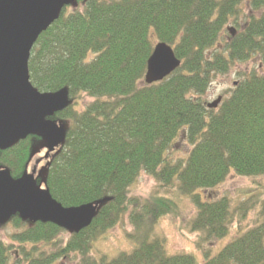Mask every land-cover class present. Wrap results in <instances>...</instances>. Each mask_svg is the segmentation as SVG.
<instances>
[{"label": "trees", "instance_id": "16d2710c", "mask_svg": "<svg viewBox=\"0 0 264 264\" xmlns=\"http://www.w3.org/2000/svg\"><path fill=\"white\" fill-rule=\"evenodd\" d=\"M157 42L171 46L180 65L146 84ZM32 48V86L65 88L70 99L52 117L64 126V141L41 160L36 182L64 207L103 202L91 224L68 237L52 223L12 216L16 230L8 243L0 241V264H264V221L215 254L202 249L230 236L234 218L240 222L252 205L230 210L229 198L214 196V189L230 173L264 175V0H76ZM250 59L257 64L238 72L208 108L205 96L216 78ZM180 142L187 151L175 156ZM39 143L28 136L0 151V168L19 178ZM142 173L195 206L189 228L199 233L194 246L201 260L166 252L155 220L176 215L178 205L130 196ZM125 214L132 247L113 258L95 255V239Z\"/></svg>", "mask_w": 264, "mask_h": 264}, {"label": "water", "instance_id": "95a60500", "mask_svg": "<svg viewBox=\"0 0 264 264\" xmlns=\"http://www.w3.org/2000/svg\"><path fill=\"white\" fill-rule=\"evenodd\" d=\"M76 0H0V151L28 136L44 143V158L60 146L65 128L52 117L70 103L67 89L40 92L29 80L28 60L38 36ZM171 46L157 42L146 62V84L161 81L180 65ZM220 97L207 106L214 108ZM103 200L64 207L36 182L35 168L12 178L0 168V225L22 221L52 223L78 232L88 227Z\"/></svg>", "mask_w": 264, "mask_h": 264}, {"label": "rangeland", "instance_id": "374dc122", "mask_svg": "<svg viewBox=\"0 0 264 264\" xmlns=\"http://www.w3.org/2000/svg\"><path fill=\"white\" fill-rule=\"evenodd\" d=\"M230 26V25H229ZM257 64V61L249 60L241 64L235 65L226 75H220L208 89L205 96L206 102L215 100L218 96H222L223 92L234 86L233 82L237 81L238 72H242L245 68H251ZM40 142V141H39ZM178 143L175 156L183 155L186 150L185 146ZM45 153L44 143L41 141L34 149L27 171L35 165V161L43 158ZM45 162L37 165L36 169L44 166ZM158 182L151 176L144 173L140 174L134 185L129 188L130 196L138 197L145 200H151L152 197L168 198L176 201L178 210L176 215H161L155 220L154 232L156 236L164 239V247L168 254L177 252H191L195 254L199 260L202 259V252L196 250L194 244L198 240L199 233L191 231L189 222L194 217L196 211L189 198L176 193V190H169L165 187L158 186ZM216 197L226 196L230 200V210H234L238 204L244 202L246 206L251 208L246 212L245 217L238 222L235 217L233 224L229 228V234L216 241L214 244L202 243V249L213 248L212 254L217 253L221 247L236 235L242 229L249 228L264 221V175L255 177H243L230 173L226 181L218 185L213 193ZM237 216V215H236ZM16 228L7 223L0 226V241L9 242V236ZM133 230V226L129 223L128 215L125 214L122 220L113 228H110L102 235L98 236L93 243V253L95 255L106 254L109 258L117 257L121 251H127L132 247L127 233ZM69 232H64V236L68 237ZM59 264H71L70 261L61 260Z\"/></svg>", "mask_w": 264, "mask_h": 264}, {"label": "flooded vegetation", "instance_id": "af4514ba", "mask_svg": "<svg viewBox=\"0 0 264 264\" xmlns=\"http://www.w3.org/2000/svg\"><path fill=\"white\" fill-rule=\"evenodd\" d=\"M39 163H40V161H39ZM39 163H35V165L31 168V170H32L33 168H35V171H37L36 167H37V165H38ZM28 165H29V164H27V169H28Z\"/></svg>", "mask_w": 264, "mask_h": 264}, {"label": "bare ground", "instance_id": "6f19581e", "mask_svg": "<svg viewBox=\"0 0 264 264\" xmlns=\"http://www.w3.org/2000/svg\"><path fill=\"white\" fill-rule=\"evenodd\" d=\"M43 160L42 158L35 161V163H39V161ZM42 162V161H41Z\"/></svg>", "mask_w": 264, "mask_h": 264}]
</instances>
